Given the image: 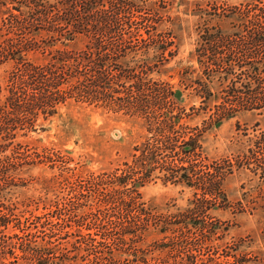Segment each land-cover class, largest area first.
<instances>
[{"label": "rangeland", "instance_id": "1", "mask_svg": "<svg viewBox=\"0 0 264 264\" xmlns=\"http://www.w3.org/2000/svg\"><path fill=\"white\" fill-rule=\"evenodd\" d=\"M16 1L0 0V47L7 41L16 44L34 37L28 34L27 28L19 30L15 22L11 29L3 27L2 21L8 17L5 8L7 6L17 13L14 10L18 5ZM141 1L136 0L135 9H122L125 13L119 16L122 23L125 18H130V25L120 27L127 29L126 33L135 34L131 38L124 35L126 45L121 48L128 57L124 63L116 60L115 47L93 45L98 41L101 44L116 42L117 37L78 35L63 46L61 37L55 39L42 31L34 40L41 44L39 49L25 56L24 62L46 63L56 48L81 49L82 56L89 53L93 59L89 64L86 59L82 62L84 85L88 65L98 70L100 65L102 68L110 66L112 70L107 78H110L111 88L116 83V88L120 84L127 88L117 97H128L135 104L143 100L150 103L155 95L161 97V92L166 89L171 92L179 89L180 97L167 93L166 99L172 104L167 100L160 106L146 103L145 107H132L126 113L122 111L125 107L118 109L107 103L104 105L99 99L89 101L86 94H82L77 98L69 96L50 110L46 106V110L23 117L16 123L5 125L2 118L0 216L10 214V228L27 220L25 223L30 224L36 233L33 239L39 241L44 236L52 242L44 264H264V211L261 208L264 205V181L252 173L253 160H249L250 169L237 164V160L244 164L240 159L244 149L253 146L252 140L264 130V109L241 110L234 117L222 120L218 126L209 127L214 118L213 105L205 102L200 89L193 83L200 76L198 53L208 64L222 58L229 60L226 63L233 68L234 74L221 85H211L212 90H220L224 98L233 83L239 87L248 81L251 75L248 64L253 65L258 60L253 50H257L260 44L251 37L257 34L256 25L244 23L243 14H248L247 19L253 18L256 10L247 4H256L257 1ZM54 8L52 13L57 12ZM108 8V4L102 7L103 10ZM43 9H33L30 5L23 9L25 16L22 17L27 21L35 14L43 13ZM45 21L42 14V21L34 23L37 24L35 28L46 27ZM84 25L90 28L100 26L93 22ZM51 43L53 45L43 52L44 45ZM245 48L249 50L246 53ZM159 52L164 54L161 60L155 57ZM105 53L109 55L105 57ZM14 67L10 60L0 65L1 88L9 82ZM95 76L96 98L108 97L110 92L102 90L99 73ZM146 81L147 87L144 85ZM248 84L251 89L256 86L253 81ZM66 86L62 84L60 88ZM259 90H264V83ZM116 103L121 104L120 100ZM11 113L10 105L0 101V115L10 117ZM174 115L179 118L174 131L182 140L194 135L197 129H205V126L208 129L203 138V149L186 155L187 160L221 164L227 159L232 164V169H227L226 164L223 167V172L232 171L223 182L226 202L221 201L218 206L206 210V216L211 217L206 221L214 223L215 234L207 230V224L203 230L183 225L184 216L199 209L190 203L192 189L159 178L163 169L160 159H164L165 150L157 152L158 163L153 166L134 158L144 143L156 145L155 140L163 139L165 127L160 121ZM181 156L182 153L175 157L178 160ZM166 157L164 160L171 162V156ZM9 164L13 167L7 172ZM149 169L159 175L144 179L145 183L137 190L138 195L132 191V183L117 187L115 180L111 182L124 170L141 172ZM138 175L134 174V178ZM123 203H129L131 207L128 208L141 210L139 216L148 226L146 232L138 236L124 234V228L132 225V217L136 215L122 210ZM107 219L113 220L112 225ZM169 222L177 225L174 237L160 234L150 226V223H159L161 229L172 225ZM16 232L18 238L9 229L0 231V241L8 244L2 253L0 249L3 264H36L34 257L18 256L20 250L14 246L31 236L19 238L21 233ZM87 233L96 241L102 234H108L116 245L107 248L97 241L93 248H88L80 243L87 238ZM11 253L18 257L13 258Z\"/></svg>", "mask_w": 264, "mask_h": 264}, {"label": "trees", "instance_id": "2", "mask_svg": "<svg viewBox=\"0 0 264 264\" xmlns=\"http://www.w3.org/2000/svg\"><path fill=\"white\" fill-rule=\"evenodd\" d=\"M17 0L18 4L14 10L17 13L12 12L6 6L7 18L4 19L3 27L9 29L13 22L16 23V26L19 30L29 31V35L34 36L33 39H30L26 42L14 43L7 41L0 47V65L10 60L15 64L14 71L9 75V82L6 84L5 88L0 87V101L3 103L6 102L10 105V110L12 111L11 115H0V121L3 118V123L5 125H9V123H16L21 121L23 117L30 116L33 114H37L40 111L46 110V106L48 109H52L59 102L63 103L66 101L67 97H79L82 94H86V98L89 101H95L99 99L100 102L107 103L110 106L117 107L118 109H123L126 113H129L132 107H145L147 104H153L154 106H160L163 103L166 104L168 99V94L174 95L175 97H180L181 91L176 89L171 92V90H163L161 93V97L156 95L152 102L149 103L148 100H143V102H138L137 104L130 101L127 97H117L118 94L123 93L127 88L123 87L124 85L116 83L113 88L108 83L110 78L108 77L109 71L112 70L110 66H106L102 68L100 65L98 68L91 67L88 65V78L85 85L81 80V65L84 59L87 60L88 64L93 61L91 58L92 54H87V56H82L81 49L77 51L67 50V49H54V54H51L50 59L46 63L42 64H34L31 62H24V57L27 56L30 52H34L39 49L40 45L38 42H35V36H40V31L45 33H50L51 37L56 36L61 37L64 41H61L63 46H66L68 43L74 41V39L78 35L90 36V35H103L107 38L117 37L119 40L116 42H106L101 44V42H95L93 45L98 47L103 46L107 48V46L115 47V58L118 62L124 63L127 54H125L124 48L121 46L126 45L123 42L124 35L127 34V37L131 38L135 34L133 32L127 31V29H122L120 25H130V18H125L124 23L121 22L120 14L125 13L122 9L129 8L135 9L137 8L136 0ZM147 0L141 1L142 3H146ZM256 4L248 3L247 7H252L256 10V14L253 15V18L247 19L248 14H243L245 19L244 23H254L256 25L257 34H254L252 39L258 42L259 48L257 50H253L254 53L258 56V60L250 66V76L248 81L244 82V84H240L239 87L236 86L235 83L229 87V91H227V97L224 98L220 90H212L211 85L217 86L221 85L223 80H227L229 76L233 75V68L230 67L229 60H224V58L220 59L218 62L216 60H212L209 64L201 60L200 55H197V62L199 63V71L200 76L196 78L193 83H195L200 89V93L202 94L203 99L206 103H210L214 108V118L211 119V126H218L222 120H225L229 117H234L235 113L241 110H259L264 109V90H259L260 85L264 83V0H256ZM105 4L109 5L108 10H103L102 7ZM6 4L3 6L5 7ZM32 6L33 9L44 8L43 13L35 14L31 19H27V21L22 17L24 15V8H28ZM54 7H56L57 12L52 13L54 11ZM42 14L46 18L47 26L44 28H35L38 21H42ZM25 16V15H24ZM13 18V21L9 20ZM96 23L100 24V26H94L93 28L87 27V23ZM60 24V25H58ZM12 28V27H11ZM10 28V29H11ZM245 31V29H242ZM31 32V33H30ZM126 42V41H125ZM53 44L44 45V50L47 47H51ZM92 45V46H93ZM104 48V49H105ZM42 49V48H41ZM245 48L243 51L246 53L249 50ZM214 52H217L214 50ZM146 53V52H145ZM109 54L105 53L104 56L107 57ZM157 55V53L155 54ZM158 59H163L164 54L162 52L158 53V56H155ZM211 65H214L212 67ZM87 67V66H86ZM99 73L100 75V83L102 90H108L110 92L108 97L96 98V76ZM103 77V78H102ZM130 78H133L131 76ZM128 78V79H130ZM107 79V81H106ZM250 81H253L256 85L251 89V86L248 84ZM125 82V81H124ZM66 84L67 86L63 89L60 88V85ZM146 87L148 86V81L144 84ZM168 93V94H167ZM68 95V96H67ZM96 95V96H95ZM167 98V99H166ZM116 100H120L121 104H117ZM168 101V100H167ZM147 103V104H146ZM169 104H172L168 101ZM145 105V106H144ZM170 113V112H169ZM179 118L178 116H172L171 119H162L161 124L164 123V129L162 131L163 139L155 140V144H150L146 142L143 144L142 149H140V153L135 155L134 158L141 159L143 162H147L150 166H153L156 161V157L158 155L159 150H165L167 153L164 155V159L170 157L171 162H167L164 159H160L163 163L162 172H153V169L144 170L141 172L127 171L124 170L123 174L113 178L111 182L115 180V184L117 187H125L128 183L131 184V189L138 195V188L141 187L145 181V179H150L151 175H159V178L163 180V182H169L172 184L179 185L183 188H188L193 190L192 199L190 203L199 210L194 211L189 216H184L186 220L183 223L187 228H192L195 230H203L205 225L207 224V230L211 234H215L217 229L214 226L212 221H206L207 218L211 219L206 215V210L208 208H212L218 206L221 201L227 200V195L223 189V182L228 174L232 173V171L226 170L223 167H232L229 160H222L221 164H217V162H192L193 160L186 158V155H193L196 149H203V138L205 133L207 132V126L205 129H197L194 135L189 136L187 139H183L177 134V131H174V127L178 125ZM1 126V123H0ZM1 129V128H0ZM253 141V146H247L242 156V164L241 160H237L236 163L241 167L244 165L247 169L249 165H252L249 160H253L255 166L251 169L252 173L260 178V180L264 181V130L260 131L259 134L255 137ZM181 139V141H180ZM134 150H139V148H135ZM183 156L181 158H177L180 153ZM196 155V154H195ZM204 160H206L204 158ZM195 161V160H194ZM220 163V162H219ZM13 164H9L7 172L12 171ZM232 169V168H231ZM222 171V172H221ZM229 171V172H228ZM159 173V174H158ZM134 174H140L136 178H134ZM110 182V183H111ZM130 199H134L130 196ZM131 201V200H130ZM124 207L122 210L129 212L130 215L135 217L133 218L132 225L130 227H125L126 235H136L138 236L140 233H143L148 228L146 223L140 218L139 215L142 213L141 210L128 208L131 207L129 203H123ZM262 211H264V205L261 206ZM194 209V208H193ZM203 209V211H202ZM32 217H36L35 215H31ZM98 220V219H97ZM28 222L27 220H25ZM24 222H19L15 224L13 227H8V224L11 222L10 214H2L0 216V229H9L12 234L18 238V230L21 233L19 238H23V236L30 235L31 237L26 240L21 239L16 246V249L20 250L18 256L21 258L25 256L34 257L37 260L36 264H44L47 263V256L50 252V244L52 243L50 240L45 239L44 236L41 240L33 239L35 237V231H32L30 224H26ZM109 223L112 225L113 220L107 219ZM194 221V222H193ZM170 226H166L168 228H161L159 223H150V226L157 230L160 234H169L171 237L175 235V228L177 227L176 223L169 222ZM100 221L97 222L99 227ZM0 230V231H1ZM87 238L84 240L85 246L88 248H93L94 242H99L100 245H103L107 248L115 244V240L111 238L108 234H102L101 238L97 241L95 238L91 237V234L87 233ZM8 247V244L4 241H0V249L1 253ZM83 247V245H82ZM79 249V246H77ZM10 253V252H9ZM13 258H17V254H10ZM0 264H3V254L0 256Z\"/></svg>", "mask_w": 264, "mask_h": 264}]
</instances>
